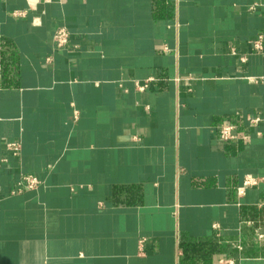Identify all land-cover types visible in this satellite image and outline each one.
<instances>
[{
    "label": "crops",
    "instance_id": "obj_1",
    "mask_svg": "<svg viewBox=\"0 0 264 264\" xmlns=\"http://www.w3.org/2000/svg\"><path fill=\"white\" fill-rule=\"evenodd\" d=\"M258 36L264 0H0V264H264Z\"/></svg>",
    "mask_w": 264,
    "mask_h": 264
},
{
    "label": "built area",
    "instance_id": "obj_2",
    "mask_svg": "<svg viewBox=\"0 0 264 264\" xmlns=\"http://www.w3.org/2000/svg\"><path fill=\"white\" fill-rule=\"evenodd\" d=\"M263 37L264 36H258L257 39L255 40L254 49L256 51H260L262 49L261 41ZM68 38H69V33L65 27L56 28L53 36L55 49L56 50L64 49L68 44ZM47 60L49 61V59ZM244 61L245 59L242 58L241 62ZM247 121L250 127H255L259 123L260 119L259 117H249L247 118ZM234 131H235V126L233 124L231 123L222 124L218 128V136H217L218 140L221 143L236 141L238 139V136ZM7 148L9 151L13 152V154L17 155L19 151V144L8 143ZM21 182L22 184L25 185L26 189H34L38 185V181L30 176H23L21 178ZM258 183H259L258 178H254L252 176L245 177L242 187L238 189L239 194H242L246 188L257 186ZM217 264H234V262L231 259H223V260H219Z\"/></svg>",
    "mask_w": 264,
    "mask_h": 264
}]
</instances>
